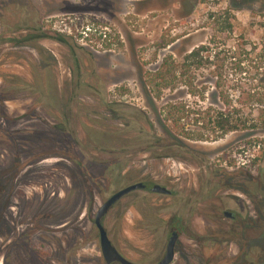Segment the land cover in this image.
I'll use <instances>...</instances> for the list:
<instances>
[{"label":"rangeland","instance_id":"374dc122","mask_svg":"<svg viewBox=\"0 0 264 264\" xmlns=\"http://www.w3.org/2000/svg\"><path fill=\"white\" fill-rule=\"evenodd\" d=\"M226 11L233 31L217 33ZM46 19L66 25L65 42L34 38L41 27L56 37ZM210 42L216 56L191 73L203 87L155 98L149 75L163 59ZM0 88L18 138L16 150L0 141V264H105L95 213L139 182L147 189L102 221L124 258L158 263L176 231L171 264H264V127L249 129L264 112L248 101L264 95V0H0ZM169 104L184 108L181 145L162 113ZM208 109L235 110L246 124L214 138L197 120ZM63 121L65 138L36 133ZM69 138V150L53 141ZM73 158L93 163L91 179ZM155 184L171 194L151 193ZM27 237L48 258H34Z\"/></svg>","mask_w":264,"mask_h":264},{"label":"trees","instance_id":"16d2710c","mask_svg":"<svg viewBox=\"0 0 264 264\" xmlns=\"http://www.w3.org/2000/svg\"><path fill=\"white\" fill-rule=\"evenodd\" d=\"M226 15V19L223 22H220L219 24V30H217V33H224L225 31L227 32H232L233 31V25L231 24V21L234 19V16L230 14L229 11H226L224 13ZM218 21V20H217ZM216 23H219L216 22ZM56 34V37H51L48 35L46 31H43L39 36L36 37V39H52L58 43H63L65 42L63 39V35L65 33H58V32H53ZM67 35V34H66ZM25 40H23L24 42ZM216 49V46H215ZM212 53L216 56V52H214V47H211V42L205 45L198 46L194 48L193 50L187 52L183 57L180 58V60L175 59L172 55H169L165 57L162 61V64L149 75V87L153 88L154 92V97L159 99L161 92L164 90L168 89H173L179 84H183L186 88L190 90L189 94H195L192 88H201L202 84H198L192 81L191 78V73L193 71H199L201 69H204L207 67L209 64V61L212 57ZM226 86L222 84V82H215L214 83V88H225ZM220 100L229 107V104L225 98L223 97V94H221ZM4 98V90L0 88V104L2 102L6 101L3 100ZM249 103L250 101L257 106L261 108V113L264 112V95L263 94H252L249 97ZM162 113H165V121L170 123V136L173 137V139L176 140L178 145H181V139L184 138V136H188L186 132H184V125L181 123L183 119V113H184V108L181 107L180 105H175V104H169L165 106L162 110ZM236 112L233 110L231 113H227L223 110H217L213 111V113L208 111L202 112L200 117L197 119L198 123L201 122L202 126L206 127L211 131V133L214 135V138H218L219 135H224L227 133H232V132H237L240 130V126L243 125L245 126L246 122L241 121L240 118L236 117ZM5 110L0 111V132H1V140L4 143V146L7 148L8 144H12L13 149L16 148V142H17V137L15 136L11 138L10 134L17 135L16 132L12 131L9 132L7 129L8 127H5V122L7 123L9 121ZM19 119V118H17ZM16 119V120H17ZM258 127H264V113L262 115L260 114L257 118V123H253L249 129H256ZM47 131H46V130ZM44 130L37 131L36 133H40L41 135L43 134H55L56 137L59 136L61 137H66L68 136V128L65 126L64 121L62 124H54L52 127L45 128ZM173 132H175L173 134ZM172 134V135H171ZM175 135V136H174ZM201 139V137L194 136L192 139ZM12 139V141H11ZM10 140L12 143H9ZM53 141H57L61 147L64 148V150H69L71 148H74V145L77 146L76 142H73L70 138L64 141H60L58 139H54ZM66 143V145H64ZM52 145V144H51ZM57 148H54L52 152H54ZM16 150V149H15ZM125 153H122L123 155H120V159L123 160L127 157H129ZM128 160V159H127ZM70 161L73 163L75 170L77 174L81 177V179H91L92 177L89 176L90 170L92 169L91 163L88 159H81V158H73L70 159ZM117 163V167L122 171L124 166L120 165V162L114 161V163ZM72 177V176H71ZM94 181V180H93ZM1 225V223H0ZM181 231V230H180ZM26 239V238H25ZM28 241V246L31 249V254L34 258H38V256L43 257V258H48V253L44 251L43 249H46V245L42 243L39 240H36L34 238L29 239L27 237Z\"/></svg>","mask_w":264,"mask_h":264},{"label":"water","instance_id":"95a60500","mask_svg":"<svg viewBox=\"0 0 264 264\" xmlns=\"http://www.w3.org/2000/svg\"><path fill=\"white\" fill-rule=\"evenodd\" d=\"M145 185L143 183H136L129 185L121 190L115 192L110 198H108L97 210L94 217V225L98 231L99 235V245L100 251L105 264H135L128 259L124 258L118 250L114 247L111 240L108 237L107 231L103 226V219L109 210L124 196L129 193L144 189ZM150 191L155 194H161L168 196L170 191L163 186L155 184L151 187ZM229 216V213H225ZM178 240V234L173 232L166 245L165 254L163 258L157 264H171L175 255V246Z\"/></svg>","mask_w":264,"mask_h":264},{"label":"built area","instance_id":"2783aa9c","mask_svg":"<svg viewBox=\"0 0 264 264\" xmlns=\"http://www.w3.org/2000/svg\"><path fill=\"white\" fill-rule=\"evenodd\" d=\"M49 20L46 22L47 23V26H50V28L53 30V31H57L59 33H65L67 34L65 31H66V25L64 23L61 22V24H58L57 22H55L54 24H51L49 25L48 24ZM87 32H82V35L83 37H81V39L85 42L87 41H91V40H88L89 36H88V33L90 32V29L87 28L86 30ZM99 39H101L102 41H107L108 39V33H107V28H104L102 29L100 32H99Z\"/></svg>","mask_w":264,"mask_h":264},{"label":"flooded vegetation","instance_id":"af4514ba","mask_svg":"<svg viewBox=\"0 0 264 264\" xmlns=\"http://www.w3.org/2000/svg\"><path fill=\"white\" fill-rule=\"evenodd\" d=\"M47 19H48V18H47ZM47 19H46L45 21H47ZM41 29H42V32H43V31H46V32H47L46 28L41 27ZM42 32H41V33H42ZM53 32H57V31H53ZM36 37H37V36H36ZM36 37H34V38L36 39ZM50 40H52V39H50ZM53 41H54V40H53ZM139 183H140V182H139ZM144 185H145V188H144V189H141V191H144V190L147 189V185H146V184H144ZM150 189H151V188H150ZM150 189H149V190H150ZM150 192H151V191H150ZM151 193H152V192H151ZM170 194H171V192H170ZM225 213H229V216H226ZM107 214H108V213H107ZM107 214H106V215H107ZM223 216H224L225 218H227V219H230V220H233L234 217H235V215L232 214V213H230V212H224V213H223ZM173 232H176V231H172L171 234H172ZM176 233L178 234V238H179V232H176ZM171 234H170V236H171ZM169 238H170V237H169ZM168 240H169V239H168ZM177 241H178V240H177ZM167 243H168V242H167ZM176 244H177V242H176ZM175 247H176V246H175ZM163 256H164V255H163ZM174 257H175V255H174ZM162 258H163V257H162ZM162 258H161V259H162ZM159 261H160V260H159ZM173 261H174V259H173ZM173 261H172V262H173ZM156 264H157V263H156Z\"/></svg>","mask_w":264,"mask_h":264}]
</instances>
